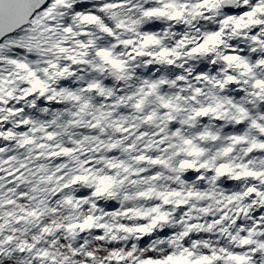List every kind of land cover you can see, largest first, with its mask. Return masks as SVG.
Returning a JSON list of instances; mask_svg holds the SVG:
<instances>
[{
  "label": "clouds",
  "instance_id": "clouds-1",
  "mask_svg": "<svg viewBox=\"0 0 264 264\" xmlns=\"http://www.w3.org/2000/svg\"><path fill=\"white\" fill-rule=\"evenodd\" d=\"M254 7L252 0H37L15 33L0 36V76L5 81L4 99L12 108L19 101L9 98L7 91H12L13 97L22 95L33 79H41L48 88L43 95L39 91L34 94L35 106L33 100H25L23 112L11 114L5 105L4 127L14 133L8 137L5 132L0 137L5 141L0 150L5 209L11 207L7 199L31 207L32 200L18 197L21 193L34 195L33 187L41 189L37 194L46 203L44 211L27 223L10 222L7 215L0 221V264H52V257L55 264H139V260L150 257L163 259L180 247L197 255L225 257L215 264H237L227 260L228 255L246 256L248 264H264V248L260 247L264 236L259 235L262 229L248 231V223L260 212L264 197L245 195L233 202L234 206L218 198L221 190L236 194L234 189H224L225 180L240 184V192L250 186L264 192V176L233 179L246 171L264 172V148L252 146L264 144V132L254 127L264 126V95H250L260 92L254 87L255 80L261 78L255 59L264 55V13L249 15ZM153 8L165 10L167 15L146 16ZM229 8L237 11L230 13ZM177 11L182 16L172 20L170 17ZM151 23L164 25L159 30L161 44L145 49L139 36L149 31ZM105 27L111 31L104 32ZM213 30L220 33V43L212 47L211 53L189 56L188 46L179 42L184 37L197 41ZM128 40L134 43L126 44ZM101 41L125 62L124 73L114 74L110 66L106 72L92 69L93 63L103 67L102 58L96 55ZM161 48L175 53L173 64L159 57ZM230 48L248 54L242 61L253 64L251 71H242L236 62L229 64L223 59L231 54ZM19 63L28 67L20 69ZM204 63L209 64V79L197 80V69ZM160 69L169 80L167 88H159L152 97H143L145 103L140 108L129 99H121L136 93L141 79H151ZM229 74L248 83L233 89L227 82ZM219 80L225 83L217 86ZM92 81L102 82L112 92L83 91ZM240 88L247 89L244 97L234 95ZM157 95L164 100H158ZM164 103L171 107H163ZM239 107H244L247 115L243 130L234 133L244 139L236 143L227 139V131L221 130L240 127L236 123L241 116ZM205 108L209 109L207 116H195ZM151 114L153 119L148 120ZM22 119L32 122L23 126V134L17 127ZM206 130L220 133V138L201 140ZM50 132L55 133L52 140L47 139ZM24 138L35 143L22 146ZM189 139L201 148L199 155L189 154L191 146L184 143ZM224 147L233 151L224 155ZM64 148L73 151L70 155H50ZM141 155L147 159L141 161ZM153 160L162 163L154 164ZM185 160L194 167L181 168ZM20 162L28 164L26 172L34 173L26 176L33 183L13 182L9 172ZM221 163H229L232 171L218 175L215 168ZM81 174L89 179L73 184L74 176ZM105 176L116 180L110 189L113 194L98 196V179ZM140 192H152V196H140ZM160 192L169 194L168 205L163 204ZM188 192H199L201 196L189 197ZM110 204L114 207L109 208ZM241 205L245 214L237 219L244 220L243 225L223 229L213 225L217 217L235 212ZM154 207L169 212V219L149 232L135 231L150 224L138 213ZM21 211L16 208L18 214ZM89 215L94 217L91 228L67 230L69 223L83 222ZM45 227L50 231L44 232ZM129 228L133 231L125 230ZM244 239L252 243L245 245ZM42 251H48L50 256L40 257L38 253ZM116 252L125 259L116 261Z\"/></svg>",
  "mask_w": 264,
  "mask_h": 264
},
{
  "label": "snow or ice",
  "instance_id": "snow-or-ice-1",
  "mask_svg": "<svg viewBox=\"0 0 264 264\" xmlns=\"http://www.w3.org/2000/svg\"><path fill=\"white\" fill-rule=\"evenodd\" d=\"M37 0H0V36L4 35L6 32H13L15 33V30L18 28V26L25 21V17L32 11L33 7L35 6ZM205 3H207V0H205ZM252 4L255 5L254 9L249 12V15H255L256 12L264 13V0H252ZM81 7H86V5H81ZM228 11L234 12L237 11L234 8H229ZM239 11H247V9H239ZM148 17L153 16H165L167 15V12L165 10H162L160 8H153L145 13ZM182 16V13L177 11L174 16H171L170 18L172 20H175ZM85 19H92L90 17H85ZM228 21H225L227 23ZM240 22H237V27H240ZM212 27L211 25L209 26ZM164 28L163 24L160 23H151L148 25L149 31H147L144 34H141L139 36L140 45L143 48H149L150 46L160 45L161 40L159 39L160 31ZM71 31V29H69ZM104 32H110L111 29L108 27H105L103 29ZM18 35V33H17ZM167 35V33H165ZM180 44L187 45L189 48L188 55L193 56L197 54L202 53H211L212 47L218 45L220 43V33L218 31L213 30L211 34H206L205 36L200 37L197 41H190L187 37H184L181 39ZM126 44H133L134 41L128 40L125 42ZM63 51V49H61ZM229 51L231 54L225 55L223 59L227 61L229 64L236 62V66L240 68L242 71L247 70L251 71L253 64L250 62L242 61V57H246L248 54L246 52H242L237 50L236 48H230ZM143 54V53H141ZM96 55L102 58V64L103 67H101L98 64L93 63L91 65L92 69L99 73V72H106V70L110 68L113 70L114 74L116 73H124L125 72V62L121 58H117L113 52L110 49H107L103 46V41H101V45L98 47ZM175 56V53L170 50L169 48H161L159 51V57L161 58H167V63L169 65L173 64V57ZM15 63V61H13ZM39 63V62H37ZM77 63H83V61H77ZM255 64L258 66V71L261 73V78H258L255 80L254 87L256 89H259L260 92H253L250 93L252 96H258V95H264V55H261L259 59H255ZM18 67L20 69H26L28 67L25 63H19ZM209 68V64L204 63L201 64L200 67L197 69V72L199 75L196 76L197 80H208L209 77L207 75V70ZM68 69L65 68L64 72H67ZM212 71L215 72L216 68L215 65H213ZM149 72H152V69H149ZM163 69H160L159 71L155 72L151 79H148L147 77L142 78L140 83L136 86V93L130 94L128 97H121V99H129L134 102L136 108H140L144 103L145 100L143 97L148 96L152 97L154 94H156L157 90L161 87L167 88L169 85V80L165 75H162ZM63 75V73H61ZM83 79V77H82ZM184 77H181V80H183ZM111 81H108L110 83ZM227 82L231 85L233 89H236L238 85L247 84V80H239L234 75L229 74L227 76ZM30 87L25 88L23 90L22 95H18L16 97H13L12 91H7V96L9 98H12L13 101L18 100L19 102L15 104V108H12V104L9 103L7 100L4 99V84L5 81L3 80V77L0 76V137H3V135L7 134L8 137H12L14 135L13 131L8 130V128L4 127L5 124V105H7V111H10L11 114H17V110L19 112H23L25 109L22 107V104L25 100H33V106H35V101L33 99L34 94L39 91L41 95L44 94L45 91L48 90L47 85L41 80V79H33L29 81ZM67 83V81H66ZM225 83L224 80L217 81V86H222ZM99 91L102 93H111L112 89L105 88L100 81H92L88 84V87L83 89V91ZM199 91V88L197 89ZM247 91L246 88H240L239 90L234 92V95L236 97H244L245 92ZM76 99H79V97H75ZM156 98L158 100L163 101L164 97L162 95H157ZM195 99V97H193ZM138 101V102H136ZM43 103V101H41ZM87 107V105H85ZM111 107V105H109ZM163 107L169 108L171 105L169 103H164ZM83 111V109H81ZM209 109L205 108L201 111L195 112L196 117H205L208 114ZM239 113H241V116L236 118V123L240 125L239 128H228L226 130L222 129L221 132L227 131L229 133V136L227 139H231L236 143L241 142L244 137L241 135H234V133H239L244 128L243 118L247 115V112L244 107H239L238 109ZM153 115H148L147 119L152 120ZM32 123L30 120H20L17 127H19L20 132L23 134L25 133L24 125ZM9 128L11 125L8 126ZM254 127H257L260 129L261 132H264V126H261L260 124H254ZM55 133L50 132L47 136L48 140H52L54 138ZM201 140H208L209 138L213 141H216L220 138V133L213 134L211 131H205L203 132L200 137ZM163 141H161L162 143ZM35 141L31 138H24L23 139V145H32ZM185 144L190 145L191 149L189 154L190 155H199L201 153V148L193 145V142L191 139L185 140ZM5 141L0 138V150L4 149ZM253 148L260 147L264 148V144H255L253 143ZM43 147V145H41ZM166 151V149H164ZM73 151L72 148H64L59 151L51 152L50 155L52 156H62L65 154H71ZM224 155H227L228 153H231L233 149L231 147H224L222 149ZM219 155V152L217 153ZM15 159V158H13ZM35 159H40V156H36ZM141 161L146 160L147 157L141 155L139 157ZM87 163V162H85ZM152 163L154 164H161V160H153ZM4 164V160L0 158V165ZM206 165H201V167H204ZM113 167H116V165H113ZM181 168L184 169H190L193 168L194 165L190 163L189 161L185 160L180 165ZM26 169H28V164L26 162H20L18 168L12 169L9 172V175L11 177H14V183L23 181L24 183H33L32 180L26 179V176L34 175L32 172H26ZM3 168L0 167V221L3 220L4 216L7 215L10 222L15 223H27L29 220H33L37 218L42 211H44V203H46L41 196H39L37 193L41 191L38 187H33L31 189V192L34 193V195L29 196L28 193H21L18 199H30L34 203L31 207L26 208L23 205H17L16 199H7L6 203L7 205L11 206L7 211L5 209V196L3 192ZM87 171V169L85 170ZM232 171V167L229 163H221L218 167L215 168V172L220 175L224 176L226 173H230ZM261 177L264 176V172H258V171H246L242 172L238 175L234 176V181H241L242 177ZM89 179V176L81 174V175H75L72 183L75 184L79 181H86ZM203 180V177H201ZM116 183V180L112 176H105L103 178L98 179V184L100 187L96 190V195H104L109 194L112 195L113 193L110 192V189L113 188L114 184ZM224 189H234L236 191V194H233L232 192H224L221 190L218 193V198L223 202L227 203L229 205L234 206L233 202L239 201L242 197L245 195H250L255 193L257 196L264 197V192H258L257 187L250 186L246 188V192H240V184L233 183L232 181L225 180L223 182ZM85 193H80V196H84ZM140 196H152V192H140ZM158 195L162 198L163 204L168 205L170 203V200L168 198L169 194H166L164 192L158 193ZM170 195H179V193H171ZM187 195L189 197L196 196L200 197L201 193L199 192H188ZM257 201H253V203H256ZM69 204H72L73 201L71 199L68 200ZM179 204H183L184 201H178ZM261 208L260 212H257L255 214V217L249 221L248 223V231L251 232L253 228H260L262 231L259 233V235L264 236V215H261V213H264V201H261ZM20 207L22 208V211L18 214L16 212V208ZM109 208L114 207V205H108ZM183 210V209H182ZM200 211L207 212L208 209H200ZM145 219L150 220V224H145L143 226L138 227L135 229V231L140 233L149 232L152 228H155L157 224L161 221H167L169 219V212L161 210L160 207H154L149 210H144L140 213H138ZM154 214V215H153ZM244 209L243 205L236 208L235 212H225L219 217H217L213 225H220L223 228H227L230 225H243L244 220L237 219L238 216L244 215ZM188 216V213H185L184 219H186ZM13 217H15V220L13 221ZM195 219H199V217H196ZM94 222V217L92 215H89L87 218L83 220V222H75V223H69L67 225L68 231H73L75 229L80 230H86L92 227ZM211 227V226H210ZM126 231H133V229H125ZM243 231V229H241ZM44 232H49V228L45 227L43 229ZM162 235L167 236V232H162ZM185 236H187L189 233L188 231H185L183 233ZM11 240V237H9ZM243 244L248 245L252 243L249 239H244L242 241ZM29 247H33L32 245H29ZM260 247L264 248V244H261ZM38 255L40 257H49L50 253L48 251H42L39 252ZM91 255V253H89ZM115 256L116 261H123L125 257L121 255L119 252H116L113 254ZM129 256L132 255V253H128ZM222 259H225V257H221L218 255H197L192 250L180 247L177 251L173 252L172 254L167 255L165 258H147V259H141L139 260V264H215L216 261H220ZM229 261H236L237 264H248V259L246 256L243 255H228L226 257ZM52 264H55V257H52Z\"/></svg>",
  "mask_w": 264,
  "mask_h": 264
}]
</instances>
